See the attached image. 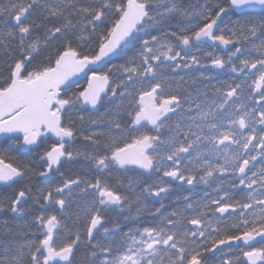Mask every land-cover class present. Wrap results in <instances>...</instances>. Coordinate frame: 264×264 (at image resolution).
<instances>
[{"label":"snow or ice","instance_id":"obj_1","mask_svg":"<svg viewBox=\"0 0 264 264\" xmlns=\"http://www.w3.org/2000/svg\"><path fill=\"white\" fill-rule=\"evenodd\" d=\"M0 186V264H264V0H0Z\"/></svg>","mask_w":264,"mask_h":264},{"label":"trees","instance_id":"obj_2","mask_svg":"<svg viewBox=\"0 0 264 264\" xmlns=\"http://www.w3.org/2000/svg\"><path fill=\"white\" fill-rule=\"evenodd\" d=\"M183 2H184L185 4H188V3H195L196 0H183ZM101 111L103 112L104 110L101 109ZM88 116H89V114H85V118H86V120L88 119ZM91 118H92V119H98V118H99V114H97V115H95V116H92ZM93 127H96V126H95V125H90V124H87V123H86V124L83 126V131H88L90 128H93ZM83 144H84L83 141H78V142H77V146H78V147H81V149H83ZM36 186H37V182L34 180V181H33V187L35 188ZM40 187H44V185H40ZM12 191H13L12 189H8V188H5V187H3V186H0V196L9 195V194H11ZM26 219H28L29 222H30V217H27V218H18L17 220L11 222V225H10L11 228L15 230V229H17L18 227H23V226L25 225V221H26Z\"/></svg>","mask_w":264,"mask_h":264},{"label":"flooded vegetation","instance_id":"obj_3","mask_svg":"<svg viewBox=\"0 0 264 264\" xmlns=\"http://www.w3.org/2000/svg\"><path fill=\"white\" fill-rule=\"evenodd\" d=\"M179 194H180L179 192H174L172 195L175 196V195H179ZM165 203H166L167 205H171L172 201H171V199H169V200H166ZM119 219H120L121 221H123V216H120ZM69 226H71V222H70V221H69ZM132 226H133V222H131V221L126 222V228H127V227H132ZM78 258H79V257H78Z\"/></svg>","mask_w":264,"mask_h":264}]
</instances>
